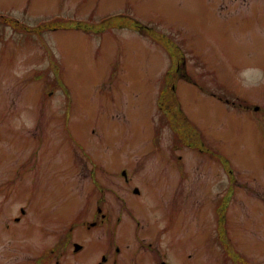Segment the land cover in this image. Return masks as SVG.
<instances>
[{
    "label": "rangeland",
    "instance_id": "obj_1",
    "mask_svg": "<svg viewBox=\"0 0 264 264\" xmlns=\"http://www.w3.org/2000/svg\"><path fill=\"white\" fill-rule=\"evenodd\" d=\"M215 2L0 0V263L28 264L49 247L57 253L40 264H77L69 253L76 241L84 246L77 256L95 264L109 232L83 223L105 197L103 209L130 201L144 218L137 234L170 264H236L218 227L227 228L243 264H264V134L247 112L255 103L264 108V0ZM252 8L256 21L237 14ZM118 14L179 42L186 52L179 76L169 73L163 46L107 24ZM70 21L90 28L66 27ZM243 72L251 79H240ZM185 113L210 151L200 141L175 147V127L188 134ZM122 167L142 195L124 182ZM231 195L220 211L227 222L217 220L218 204ZM119 234L124 253L136 239L126 228ZM141 248L131 250L136 264L149 257L151 246Z\"/></svg>",
    "mask_w": 264,
    "mask_h": 264
},
{
    "label": "flooded vegetation",
    "instance_id": "obj_2",
    "mask_svg": "<svg viewBox=\"0 0 264 264\" xmlns=\"http://www.w3.org/2000/svg\"><path fill=\"white\" fill-rule=\"evenodd\" d=\"M211 1L214 4L216 0H211ZM242 2H244L246 4L248 2V0H242ZM221 5L229 8L232 6V3H231V0H224L223 4H221ZM224 14H225V17L235 16L234 11L227 12V13L224 12ZM237 14H238V16H241L243 21H248L251 19L256 21L258 16H259L258 11L254 10V8H252L250 12L245 11V13H243L241 15L238 11ZM246 68H249L251 71H255V70L260 71V68H258L256 66H251V67H246ZM241 77H242V79H245V78L251 79L250 75H248L244 72H243V74L240 73L239 78L241 79ZM261 77L264 78V76H260L259 78H261ZM212 95H213V93H212ZM223 96L224 97H218V98L220 100H223L222 102H225V103L230 102V100L227 98V95H223ZM251 99H253V98L248 97L247 99H239V100L243 102V101H250ZM232 101H235V100H232ZM235 102H232V103L235 104ZM240 104H242V103H240ZM241 108H244V107H241ZM261 111L263 112V116H264V108L260 107V105L258 103H255L254 105H252L251 107H249L247 109V112H248L250 118H253L251 125H252L254 131L264 134V122L261 121L262 118H260V112ZM261 124H263V125H261ZM174 144L176 145L175 142H174ZM118 173H120V175L123 177L125 182L130 183L133 181L134 177L127 171L126 168L122 167L121 169H119ZM136 188L139 189L138 186H134V191ZM136 194L140 196V195H142V192L139 190V192H137ZM104 198L105 197L102 198L103 199L102 203H99V202L97 203L96 213L93 214V219L92 220H85L83 223L84 227L87 229L106 227L107 231L109 232L110 240H107L105 242L104 251H103L101 257L98 259V261H96L95 264H136L133 260L131 250L134 247H138V248L142 249L141 247H143V242H147V245L151 246V249L149 250V257H148L147 262L145 264H158V262H159V264H162L163 261L167 260L168 256L166 253L160 255L159 250L154 248L151 241H148V239L145 237H139V235L137 234V227L144 220L143 215H139L135 211L131 210L130 204L126 200L123 202L122 207L118 208L117 204H115V205L113 204L112 205V207H114L113 209H110V208L109 209H106V208L103 209V206L105 204L106 205L109 204V203H107V200ZM124 199H126V198H124ZM113 217H114V219H113ZM15 219L17 221L21 220L20 217H17V216H15ZM168 222L170 223L171 219H168ZM133 223L135 224L134 228L132 227ZM122 228H126V232L128 230H132L134 232V237L136 239V241L129 239V241L125 244V247H128L129 250H126L124 253L122 252V250L120 248V244H122V243H120L118 241V236H120L119 230ZM66 241H68V240L67 239L63 240L62 244H65ZM75 242L76 241L73 242V247H71L69 250V253L71 255H73V258L71 259V261H73L74 263L76 262L77 264H89L86 259L81 258L80 256H77V254H79L84 249V247H81L80 249L76 250L75 249V244H76ZM1 245H3V242L0 244V246ZM52 251L57 253L58 250H57V248H52L50 250L48 247V250L44 254H42L41 256L36 255L34 261L31 260L28 264L45 263V260L49 259V257L51 256ZM17 263L18 262H13V263L1 262L0 264H17Z\"/></svg>",
    "mask_w": 264,
    "mask_h": 264
},
{
    "label": "trees",
    "instance_id": "obj_3",
    "mask_svg": "<svg viewBox=\"0 0 264 264\" xmlns=\"http://www.w3.org/2000/svg\"><path fill=\"white\" fill-rule=\"evenodd\" d=\"M13 22L16 23L15 20ZM107 24H110V26L117 25V26H124V27H128V28H133L134 30L136 29V31H140L143 35L148 36L158 45L163 46V48L169 52L170 57L173 60V66H172L171 70L169 71V73H171V71H174V73L176 75L178 74V65L181 63V61L183 59V52H182V49H181V46L179 45V43H177L170 35H168L164 32L158 31L155 28L150 27L148 25H145L139 21H135V20L127 21V17L124 14L115 15L113 18L108 20ZM16 25L23 27L22 25H20L18 23H16ZM66 27L86 28L87 26L84 25L82 22L78 23V22H71L70 21L66 25ZM89 28L90 27L88 26L87 29H89ZM103 28L106 29L104 24H103ZM169 79H170V75H169ZM164 92H165V90H164ZM188 132H189L188 133L189 136H191L193 134L192 131H188ZM224 162L228 163V160L225 158ZM232 185H233V182H232ZM230 197L231 196H229V199H230ZM229 199L226 202H223L219 208V213H220L221 218L223 216H225L226 213L224 215L220 211L223 207V211L226 212V208H227ZM225 222H226V218H225ZM218 229H219V235L221 237V244L226 249L227 255L232 256L233 258H236L238 262H242V257L240 256V254H238L235 250H233L231 248L230 238L226 236L227 230L225 232V229L223 227L221 229H220V227H218ZM222 230L224 233L222 232ZM244 262H245V260H244Z\"/></svg>",
    "mask_w": 264,
    "mask_h": 264
}]
</instances>
